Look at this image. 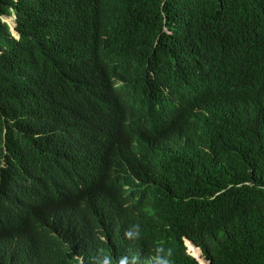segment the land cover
<instances>
[{"label": "clouds", "instance_id": "obj_1", "mask_svg": "<svg viewBox=\"0 0 264 264\" xmlns=\"http://www.w3.org/2000/svg\"><path fill=\"white\" fill-rule=\"evenodd\" d=\"M142 9L132 5L113 12V27L103 39L115 48V57H76L64 64L62 77L82 108L80 114L87 116L90 132L109 154L98 191L89 193L73 178L78 160L63 157V139L59 146L32 142L33 136L58 134L55 119L43 116L23 124L30 106L0 99V264H171V249L143 255L120 245L139 239L128 222L135 206L150 200L182 201L179 221L194 227L214 217L197 208L202 195H181L188 186L186 192H191L192 183L178 173L190 171L202 179L222 175V140L207 119L218 99L235 103L241 84L237 70L228 65H238L239 59L220 26L224 5L182 0L146 20L138 17ZM191 11L200 17L189 16ZM0 21L20 40L15 13L0 15ZM149 21L158 27L154 40L144 42L139 25ZM230 26L237 33L235 24ZM131 29L135 33L127 36ZM184 31L192 36L186 42L180 37ZM122 38L151 50L141 71L122 51ZM5 49L0 48V55ZM184 235L188 255L199 264H211ZM188 242L200 252V260Z\"/></svg>", "mask_w": 264, "mask_h": 264}, {"label": "trees", "instance_id": "obj_2", "mask_svg": "<svg viewBox=\"0 0 264 264\" xmlns=\"http://www.w3.org/2000/svg\"><path fill=\"white\" fill-rule=\"evenodd\" d=\"M181 1L0 0V15L15 13L20 33V40H16L0 21V48L6 47L0 55V89L9 95L0 93V99L6 104L30 106L31 115L21 119L23 124L43 116L58 122V134L46 139L33 136L32 142L59 146L63 139V157L78 160L73 178L89 193L100 189L109 154L90 132L87 116L80 114L82 108L62 77L64 64L76 57L90 61L115 57V48L103 39L113 27L114 11L139 5L144 9L138 17L146 20L147 15L166 12ZM216 1L224 5L227 17L220 18V26L239 59L238 65H228L241 78L235 103L230 98L218 99L207 119V125L222 140V175L202 179L194 172L178 173L180 179H191L192 183L191 192H186L188 186L181 195H202L196 201L197 208L214 217L194 227L179 221L182 201H145L128 214L129 227L138 231V241L133 245L121 241L120 245L143 255L160 247L171 249V264H199L186 251L181 240L185 234L211 264H264V0ZM189 16L196 19L200 13L191 11ZM229 22L235 24L237 33ZM139 26L142 41H153L158 25L149 21ZM134 33L131 29L126 35ZM180 37L183 42L192 38L188 31ZM120 45L141 71L151 50L123 38ZM248 131L256 132L248 135ZM46 132L42 130L41 134ZM239 147L235 157L233 150Z\"/></svg>", "mask_w": 264, "mask_h": 264}, {"label": "bare ground", "instance_id": "obj_3", "mask_svg": "<svg viewBox=\"0 0 264 264\" xmlns=\"http://www.w3.org/2000/svg\"><path fill=\"white\" fill-rule=\"evenodd\" d=\"M143 123H145V122H143ZM188 244H189L190 247H192L191 250H192L193 254H195L197 256L196 258L199 259L200 258V252L196 248H194V246L190 242H188Z\"/></svg>", "mask_w": 264, "mask_h": 264}, {"label": "water", "instance_id": "obj_4", "mask_svg": "<svg viewBox=\"0 0 264 264\" xmlns=\"http://www.w3.org/2000/svg\"><path fill=\"white\" fill-rule=\"evenodd\" d=\"M210 264V263H209Z\"/></svg>", "mask_w": 264, "mask_h": 264}]
</instances>
